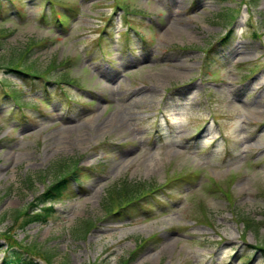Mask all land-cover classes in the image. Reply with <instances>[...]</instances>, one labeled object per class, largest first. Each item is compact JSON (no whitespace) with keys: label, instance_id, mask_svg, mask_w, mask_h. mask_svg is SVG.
Returning <instances> with one entry per match:
<instances>
[{"label":"rangeland","instance_id":"1","mask_svg":"<svg viewBox=\"0 0 264 264\" xmlns=\"http://www.w3.org/2000/svg\"><path fill=\"white\" fill-rule=\"evenodd\" d=\"M124 180L155 189L110 213ZM8 235L37 264H264V0H0V264Z\"/></svg>","mask_w":264,"mask_h":264},{"label":"trees","instance_id":"2","mask_svg":"<svg viewBox=\"0 0 264 264\" xmlns=\"http://www.w3.org/2000/svg\"><path fill=\"white\" fill-rule=\"evenodd\" d=\"M56 14L57 17L60 19V15L58 14V12H56ZM129 27L134 28V26L131 23ZM100 29L101 31L99 35L104 36L105 32L103 31V29H105V27L101 26ZM230 30L231 29L227 31V34L231 32ZM125 33L126 36H130L129 34L130 30L127 29ZM4 66L7 67V70L13 71L15 75L20 77L30 76V75L33 77H44L42 74L43 72L38 71L37 68L32 63H28L25 66H22L17 62L15 63L14 60H10V62H7L6 64H4ZM62 77L67 78L65 74H62ZM11 90H12V95L15 97L16 95L15 93L18 92L19 89H17L14 86L11 87ZM74 173H76L74 168L71 171H68L67 169L64 168L62 164L57 166L55 171V178L45 186V189L37 197L36 202L33 203L34 207L32 208L28 217L24 218L22 224L24 225L29 221H35V220L45 221L47 219V216L50 215L51 212L54 210L52 206L54 200L58 199L63 194L68 184L70 176H72ZM154 189L155 188L152 187V183L150 182L147 183L137 182L135 185L130 184L126 180H124L121 183L116 182L114 187L107 193V198L110 203L113 197L117 200L115 201L117 202L116 206H114V208H110L109 202L104 203V206L106 207V210H108V212L119 214L122 211H126L127 209L135 207V205L138 204L139 201L143 199V197H146L149 194V192ZM250 218L251 217H248L244 221L247 226L250 225L251 223ZM8 238L10 240L7 242L8 243L7 246L10 249L9 250L3 249L4 255L2 257V260L4 263L37 264V261L35 260L34 257L35 255H32V253L34 252L33 245L30 246L23 245L22 243L15 240L14 237L12 238L11 235H8ZM258 248L259 247H257V249ZM38 255H40V253H38ZM42 257L47 258L48 261L50 260L49 255H43ZM94 264H101V263H94Z\"/></svg>","mask_w":264,"mask_h":264}]
</instances>
